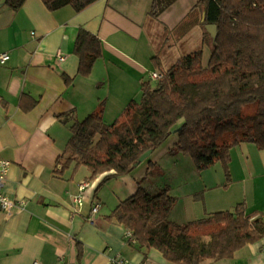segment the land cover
<instances>
[{
    "label": "crops",
    "instance_id": "1",
    "mask_svg": "<svg viewBox=\"0 0 264 264\" xmlns=\"http://www.w3.org/2000/svg\"><path fill=\"white\" fill-rule=\"evenodd\" d=\"M198 1L176 0L156 18L149 15L153 0H96L80 12L70 6L49 11L41 0H25L12 11L0 2V54L9 57L0 63V158L10 163L2 192L16 203L10 215L0 208V264H108L116 255L133 264H167L157 250L126 242V230L106 217L139 185L149 193L163 186L150 175L158 166L163 173L160 165L170 156L175 134L129 174L104 183L106 173L89 180L85 167L62 169L57 159L74 122L102 106L103 121L111 124L131 101H138L141 85L149 81L147 72L158 71L155 61L168 68L202 49L207 63L213 36ZM80 29L96 36L101 47L86 76L78 73L74 53ZM230 154L229 182L219 162L204 170L209 180L202 186L190 184L195 166L173 163L178 170L189 169L187 179L177 181V193L163 186L177 200L172 222L182 225L242 203L247 217L264 220V151L241 143ZM82 182L89 187L76 212L73 197ZM202 187L206 194L200 208L188 200ZM95 202L100 209L91 221ZM263 247L261 240L230 259L203 264H262Z\"/></svg>",
    "mask_w": 264,
    "mask_h": 264
},
{
    "label": "trees",
    "instance_id": "2",
    "mask_svg": "<svg viewBox=\"0 0 264 264\" xmlns=\"http://www.w3.org/2000/svg\"><path fill=\"white\" fill-rule=\"evenodd\" d=\"M24 1L0 0L12 11ZM41 1L49 11L70 6L80 12L96 0ZM175 1L153 0L149 15L156 18ZM198 5L203 24L216 27L206 65L202 49L183 55L160 81L144 82L140 99L111 124L104 123L102 106L74 122L57 159L62 169L85 167L89 180L106 173L104 183L129 174L143 153L161 147L174 131L170 155L189 156L198 172L219 162L228 182L232 148L251 143L264 151V0H199ZM74 53L78 73L86 76L101 56L100 41L80 29ZM169 191L149 193L139 185L106 219L129 231L140 247L157 250L167 264L230 259L243 246L264 240V220L247 217L243 204L182 225L172 222L177 200Z\"/></svg>",
    "mask_w": 264,
    "mask_h": 264
},
{
    "label": "built area",
    "instance_id": "3",
    "mask_svg": "<svg viewBox=\"0 0 264 264\" xmlns=\"http://www.w3.org/2000/svg\"><path fill=\"white\" fill-rule=\"evenodd\" d=\"M7 54H0V63H4L8 60ZM57 58L60 62L64 61L65 57L61 54H57ZM163 78V75L159 71H148L147 79L151 82H158ZM10 166L9 161L0 158V208L6 214L10 215L12 208L15 206V201L9 199L2 192L3 184L5 178L7 176L8 168ZM89 187V183L82 182L78 186L77 194L73 197V204L75 205V211L78 212L80 208L84 204V191ZM100 209V204L95 202L91 208V217L90 220H94V218L98 215ZM124 240L132 245L136 244V240L133 238L132 234L129 231L124 233ZM108 264H133L130 260L116 255L114 257L109 258ZM262 264H264V247L262 251Z\"/></svg>",
    "mask_w": 264,
    "mask_h": 264
},
{
    "label": "rangeland",
    "instance_id": "4",
    "mask_svg": "<svg viewBox=\"0 0 264 264\" xmlns=\"http://www.w3.org/2000/svg\"><path fill=\"white\" fill-rule=\"evenodd\" d=\"M203 65H206V64L203 62ZM168 68H162L161 69V71H162L161 73L165 72ZM159 72H160V70H159ZM155 83L156 82H152V84H155ZM167 157H168V158H166L167 160L163 159L162 163L160 165L161 168H164V171L162 170L163 173L159 174V166H158L156 168L154 174H151L150 176H154L155 177L156 182L158 183V185H159V183H162L163 186L168 185L169 187H171L173 189V192L175 191V193H177V191H178V189H177L178 182L177 181L181 180V176H183L184 179H187L188 173H187L186 170H188L189 168L190 169L193 168L192 166H194V162L189 156L186 157V156H183L182 154L179 155V156H176L174 158H171L172 157L171 155L167 156ZM175 161H176V163L178 165H181L184 162H187V164H190V167L188 169H185V170H182V171L180 170V167H179V170H178V167H173L172 166ZM206 170H208V169H206ZM204 172L205 171L198 172L195 169V176L193 177L194 181H190V184H194L195 186H198L197 183H200L201 186H202V182H204L206 180H209V178L206 177ZM163 186H160L159 188L161 189V187L163 188ZM205 191L206 190L203 187L199 188L198 190H196L195 194L192 195L193 198H191L188 201H190V203L193 204V206L195 204H197V206H200V208H202L204 206V197H203V195L206 194V193H204ZM153 192H155V191H153ZM232 192L234 194H237V191L235 189H233ZM234 197H236V195ZM198 199H200V200H198ZM208 199H209V197H208Z\"/></svg>",
    "mask_w": 264,
    "mask_h": 264
},
{
    "label": "water",
    "instance_id": "5",
    "mask_svg": "<svg viewBox=\"0 0 264 264\" xmlns=\"http://www.w3.org/2000/svg\"><path fill=\"white\" fill-rule=\"evenodd\" d=\"M210 27H211L212 36H214L216 34V27L215 26H210ZM175 132L176 131H174L173 134ZM151 152L152 151H146L145 153H143L138 159V164L143 163L144 161H147L149 159V156L151 155Z\"/></svg>",
    "mask_w": 264,
    "mask_h": 264
}]
</instances>
